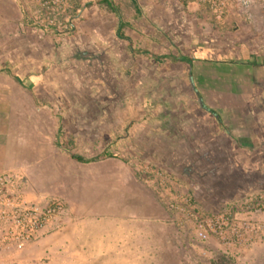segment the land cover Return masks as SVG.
<instances>
[{"label":"rangeland","instance_id":"374dc122","mask_svg":"<svg viewBox=\"0 0 264 264\" xmlns=\"http://www.w3.org/2000/svg\"><path fill=\"white\" fill-rule=\"evenodd\" d=\"M113 2L120 17L107 6L93 8L103 16L95 22L106 29L99 42L105 49H95L98 41L94 51L89 44L87 50L68 53L55 47L57 63L46 70L51 80L34 89L35 105L51 112L49 132L57 150L134 160L140 179L153 181V188L162 184L183 210L166 207L172 230L151 222L140 227L104 223L62 236L63 215L39 241L17 258H0V264H212L222 256L230 264H264V146H236L227 131L218 136L223 124L200 105L189 65L155 59L188 57L201 76L240 75L235 64L244 57L238 53L240 43H232L241 37L238 29L243 33L241 27L251 25L249 16L259 9L264 13V0H228L216 12L206 3L182 0ZM123 22L133 48L146 54L130 55L128 42L111 35V27ZM198 85L197 90L204 85L213 89L215 83ZM222 85L224 91L235 87L233 82ZM255 100L208 98L207 105L217 110L221 103L230 129L253 134L251 114L237 112L257 109ZM12 101L20 112L29 107L30 101L21 97ZM18 118V136L35 142L26 116ZM190 126L196 131H186ZM218 127L221 131L215 132ZM189 136L204 145L194 152Z\"/></svg>","mask_w":264,"mask_h":264},{"label":"crops","instance_id":"0c3cea01","mask_svg":"<svg viewBox=\"0 0 264 264\" xmlns=\"http://www.w3.org/2000/svg\"><path fill=\"white\" fill-rule=\"evenodd\" d=\"M102 1L74 0L73 15L77 20L76 26L72 31L59 34L36 25L30 19L27 13L28 6L22 0H0V173L5 171L22 173L31 193L49 199L57 198L64 202L65 229L62 230V236L68 234L70 230L83 229L85 232L84 228L104 223L107 227L112 225L140 227L151 222L172 230L174 223L170 213L154 188L140 179L134 160L117 154L103 153L98 156L93 153L88 158L80 155L89 160L80 162L75 160L73 155L64 154L52 143L51 131L49 132L52 125L50 110L35 105L38 96L36 97L34 89L39 84L51 80L47 77L46 70H50V67L57 63L52 53L55 47L64 52L67 50L68 53L70 50L75 52L87 50L88 44L94 51L96 41L97 46L100 45L99 42L104 36L101 30L106 29L102 24L100 26L96 24L95 21L103 16L100 10L93 11V8L106 6L100 4ZM260 11L261 9L258 14L249 16L252 20L251 25L241 27L244 29L243 33L238 29L241 37L232 43L233 46L240 43L238 53L244 57L235 64L241 70L240 75L236 74L234 78L214 74L208 77L201 76L194 69L195 63L193 67L194 83L197 88H201L199 82L203 85L207 81L215 83L213 89L205 85L203 89H198L206 106L203 108L209 112L213 111L215 119L218 121L220 118L222 121L223 135L219 132L220 127L215 132H219L218 136H225L224 133L227 131L238 142L236 146H264V13ZM125 25L123 22L121 34L122 40L128 42L130 55L146 54V51L133 48L131 39L124 33ZM91 28L88 41L86 37L90 35ZM119 33V27L117 29L111 27V35L120 38ZM94 35L96 37H93ZM104 47L105 45H102L95 49L104 50ZM155 59L158 60L157 56ZM12 75H15V81L9 86ZM4 82L7 84L3 86ZM225 82H233L235 87L224 91L222 83ZM18 93H21V96ZM20 97L30 101L27 102L29 107L23 112H20L18 103L16 105L12 101ZM208 98L218 99L220 102L225 98L243 100L256 98L254 103H257V109L252 108L255 113H250L251 107L242 108V112H237L238 116L251 114L253 134L247 133L242 127L230 129L225 121L223 105L215 103V107H218L215 110L207 105ZM19 115H25L29 127L36 132L35 142L18 136ZM197 126L196 124L195 127ZM187 130L196 131L191 129V126ZM189 140H192L189 145L194 147L192 149L194 152L196 148L204 145L194 137L189 136ZM106 234H109V231ZM13 256L17 258L18 254Z\"/></svg>","mask_w":264,"mask_h":264},{"label":"built area","instance_id":"2783aa9c","mask_svg":"<svg viewBox=\"0 0 264 264\" xmlns=\"http://www.w3.org/2000/svg\"><path fill=\"white\" fill-rule=\"evenodd\" d=\"M30 19L39 27L55 33H67L76 26L73 15L74 0H22ZM206 3L216 12L222 10L228 0H182ZM221 15V14H220ZM146 176V175H145ZM145 184L153 185L147 177ZM160 199L171 211L179 213L182 204L170 200L169 190L159 184L154 187ZM263 199L260 197V200ZM187 205V204H186ZM66 210L63 201L39 198L30 192L26 178L16 172L0 173V256L15 258L24 248L36 243L56 226Z\"/></svg>","mask_w":264,"mask_h":264},{"label":"trees","instance_id":"16d2710c","mask_svg":"<svg viewBox=\"0 0 264 264\" xmlns=\"http://www.w3.org/2000/svg\"><path fill=\"white\" fill-rule=\"evenodd\" d=\"M100 4H104V5L108 6L109 9L112 10L117 16H120L119 11H118L117 7L114 5L112 0H103ZM122 27H123V25H122V23H120V26H119V32L120 33L118 34L120 36V38L123 37V35L121 34ZM162 58H170L173 61H181L183 63L188 64L189 69H190V77L192 78V76H193V65H192V60L190 58H188V57H174V56H166V57L158 56L157 57V59L159 61H161ZM194 89L197 92L198 99L200 100V105H202L203 107H206L205 104L203 103L202 95L198 92L197 87L194 86ZM210 112L214 113L213 111H210ZM218 121L222 123L220 118H218ZM72 157L75 160L80 161V162H88L89 161L88 159H84L81 156H77V155H73ZM212 264H230V262L228 261V259L225 256H222L218 260L213 261Z\"/></svg>","mask_w":264,"mask_h":264}]
</instances>
